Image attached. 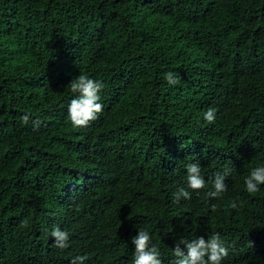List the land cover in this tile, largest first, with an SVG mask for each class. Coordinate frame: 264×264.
<instances>
[{"label": "trees", "instance_id": "1", "mask_svg": "<svg viewBox=\"0 0 264 264\" xmlns=\"http://www.w3.org/2000/svg\"><path fill=\"white\" fill-rule=\"evenodd\" d=\"M79 74L104 85L87 127L67 113ZM193 162L205 187L174 202ZM259 166L264 0H0V264H127L138 229L164 264L180 239L213 233L229 248L222 264H264V236L246 227L264 184L243 186Z\"/></svg>", "mask_w": 264, "mask_h": 264}, {"label": "clouds", "instance_id": "2", "mask_svg": "<svg viewBox=\"0 0 264 264\" xmlns=\"http://www.w3.org/2000/svg\"><path fill=\"white\" fill-rule=\"evenodd\" d=\"M165 80L169 84H177L178 77L171 72L165 73ZM68 87L71 92L76 94L70 100L67 113L68 119L74 127H87L88 124L97 118V114L103 111V105L100 103V93L104 85L100 81L90 78L86 74H79L73 78ZM216 109L209 107L203 113V120L211 124L216 118ZM29 115L25 114L21 117V121L27 124ZM39 121H34V127L39 126ZM186 167V188L180 187L173 193V201L179 202L183 199H191V192L198 191L205 187V180L201 175V166L198 162L188 163ZM229 174V170H225L224 174L217 173L212 181V189L207 193L210 198H220L222 193L227 190L224 183L225 177ZM264 184V166L253 167L243 180L244 190L250 194L259 191V186ZM240 202L232 200L230 208L238 209ZM212 211H216V205H212ZM264 209L259 215L246 225L248 230L259 232L264 236V227L258 228L257 222L262 218ZM22 227H27L22 224ZM51 237L54 238L56 247L64 249L68 247V233L59 228H53ZM134 246V252L127 264H164L160 250L151 243V236L148 231L138 229L136 236L131 238ZM251 245V242L249 241ZM183 245V247H181ZM172 254L176 257L174 264H222V261L228 256L229 248L225 246L221 240L219 233H213L205 239L204 236L194 237L191 240L180 239L172 248ZM92 259L84 256L75 255L70 264H88ZM115 264H124V259L114 260Z\"/></svg>", "mask_w": 264, "mask_h": 264}]
</instances>
